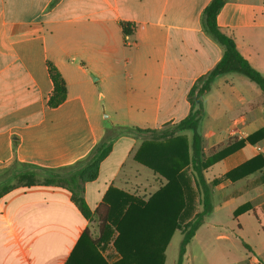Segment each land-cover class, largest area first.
Masks as SVG:
<instances>
[{
    "label": "crops",
    "instance_id": "1",
    "mask_svg": "<svg viewBox=\"0 0 264 264\" xmlns=\"http://www.w3.org/2000/svg\"><path fill=\"white\" fill-rule=\"evenodd\" d=\"M210 1L0 0V177L14 161L47 169L73 165L88 156L106 131L111 138V151L97 178L83 185V198L92 213L89 219L61 186L18 187L0 198V264H113L120 259L112 245L113 228L107 241L92 243L101 240L95 211L103 204L116 214L121 204L116 191L148 202L165 185L163 178L133 157L142 142L152 141L187 116L190 88L223 55V48L204 29L203 12ZM122 21L135 25L131 37L123 36ZM216 23L264 76V0H227ZM48 62L66 87L65 100L55 108L48 106L52 92ZM244 78L239 73L218 76L203 96L198 127L205 111L211 120L204 134L196 130L203 158L264 127V93ZM102 100L113 111L108 126L100 115ZM236 112L223 131L213 130L228 113ZM127 124L136 132L124 130L113 138V129ZM189 132L178 135L185 136L190 146ZM256 155L264 158V139L216 162L204 176L210 182ZM129 160L133 172L125 169ZM139 167L153 174L158 185L154 193L141 182ZM212 191V211L190 242L204 227L222 226L212 221L213 216L227 207L230 198L242 197L239 206L249 203L251 209L238 216L233 212L239 206L232 210L231 233L240 238V219L251 216L260 225L258 236L264 244V168L236 182L223 181ZM200 211L198 205L196 212ZM175 232L181 235L179 229ZM246 245L245 264H264V245L257 250ZM185 259L186 251L181 264Z\"/></svg>",
    "mask_w": 264,
    "mask_h": 264
},
{
    "label": "trees",
    "instance_id": "2",
    "mask_svg": "<svg viewBox=\"0 0 264 264\" xmlns=\"http://www.w3.org/2000/svg\"><path fill=\"white\" fill-rule=\"evenodd\" d=\"M226 1L211 0L203 12L204 29L223 48V55L214 68L199 77L190 88L189 113L152 141L142 142L133 157L135 162L163 178L166 181L165 185L154 193L148 202H143L123 191H116L121 200L116 214L110 213L103 204L95 211L101 240L92 243L107 241L112 233L110 229L113 228L116 237L112 245L120 257L113 264H163L164 249L176 229H179L182 235L177 257V264H181L186 246L204 223L205 216L212 211L213 188L223 181L236 182L264 168V158L256 155L210 182L204 176V172L216 162L246 144L254 146L264 139L262 127L244 140L235 141L208 158H203L201 154V139L196 130L202 115V98L216 77L227 73H239L256 84L264 93V76L252 68L237 51L234 41L223 34L217 26L216 17ZM119 25L125 38L134 34L133 23L122 21ZM46 66L52 81L48 106L55 108L65 100L66 87L58 70L49 62ZM185 131L192 133L190 146L185 136L178 135ZM137 132L153 136L157 134L155 130ZM110 151L111 143L106 132L104 138L95 145L86 158L70 166L47 169L14 161L10 169L0 177V198L18 187L61 186L70 192L71 200L80 214L89 219L92 213L83 198V185L97 178L100 164ZM12 181H16V185H13ZM198 205L201 206L200 212H196ZM250 209L251 205L245 203L239 206L233 215L238 216ZM131 216H136L135 219L138 221L129 220ZM87 235V231H84L83 236ZM243 245L247 248L246 244Z\"/></svg>",
    "mask_w": 264,
    "mask_h": 264
},
{
    "label": "rangeland",
    "instance_id": "3",
    "mask_svg": "<svg viewBox=\"0 0 264 264\" xmlns=\"http://www.w3.org/2000/svg\"><path fill=\"white\" fill-rule=\"evenodd\" d=\"M93 78V77H92ZM246 82L254 86L258 91L256 85L248 81L244 78ZM260 92V91H259ZM260 96L261 93H260ZM261 97H258L260 99ZM113 111L108 110L102 100L100 106V115L104 119L103 123L105 126L111 123L113 120V116L111 117ZM209 112L205 111L202 116V122L198 127L199 134H204L207 130V126L210 123V117L208 115ZM239 112L236 113H228L225 118H223L222 125L213 128L214 131L221 132L224 130V125L228 124V118L236 117ZM121 117V114L119 115ZM106 118V119H105ZM124 128L125 130L134 131L136 132L132 126V124H127L125 126L119 127ZM119 128H114L112 132L113 138H117L118 136L124 133V130H119ZM107 132V131H106ZM135 137L136 144L140 143V138L137 133H133ZM187 133V135H189ZM109 138V142H111L110 135L107 133ZM112 138V140H113ZM120 150H118L119 156H121L122 151L124 150V145H119ZM134 163L129 160L126 165L125 169L130 172L134 171ZM131 166V167H130ZM138 166V165H137ZM10 169V166L8 167ZM141 169V174L139 175L141 182L147 184L149 187L150 193H154L158 188V185L153 182L154 176L150 170L139 167ZM7 170V167L4 168V171ZM213 171H210L208 174L211 175ZM103 176V174H102ZM139 179V178H138ZM13 185H16V181H12ZM230 190V189H229ZM255 196V195H254ZM214 204L217 203V198L213 197ZM244 202V198H230L229 202L227 203V207H222L219 209L216 214L213 216L212 221L216 219L220 221L222 226H218L215 228L212 227H204L201 229L197 235L195 240H192L186 249V259L184 264H245V255L247 254L246 249L242 245V243H246L250 246V248H254L257 250L258 247H261L262 240L259 239L258 230H260L259 223L251 216L244 215L240 219V224L243 226V231L240 234V238L235 236L231 233L230 227L233 225L231 221V212L234 208L239 206ZM217 207V205H216ZM230 211V212H229ZM137 220V219H136ZM138 221V220H137ZM221 236L230 238L229 240H225V238H220ZM182 240V236L175 232L172 234L168 245L164 249V262L163 264H175V261L178 257V250L180 246V242ZM261 245V246H260ZM247 246V245H246Z\"/></svg>",
    "mask_w": 264,
    "mask_h": 264
},
{
    "label": "built area",
    "instance_id": "4",
    "mask_svg": "<svg viewBox=\"0 0 264 264\" xmlns=\"http://www.w3.org/2000/svg\"><path fill=\"white\" fill-rule=\"evenodd\" d=\"M253 264H259V263L255 261Z\"/></svg>",
    "mask_w": 264,
    "mask_h": 264
}]
</instances>
